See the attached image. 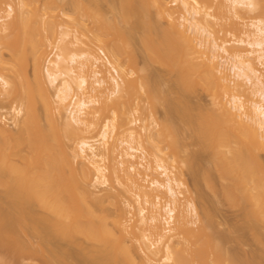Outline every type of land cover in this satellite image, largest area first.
Returning <instances> with one entry per match:
<instances>
[{
    "label": "bare ground",
    "instance_id": "obj_1",
    "mask_svg": "<svg viewBox=\"0 0 264 264\" xmlns=\"http://www.w3.org/2000/svg\"><path fill=\"white\" fill-rule=\"evenodd\" d=\"M32 1L35 2L34 0H31L30 3L29 0L28 2L19 0L17 8L12 4H7L6 8L4 6L5 0H0V49L7 47L6 40L8 42L10 39V41H16L17 43L20 37L24 35L20 43L22 47H19L20 52L16 51L18 47L16 43L13 44V46L16 45L14 46L15 49L13 48L12 42H9L10 45L6 49L8 52L11 47L10 50L14 49L11 52L21 53L19 55L21 58L18 55V57L13 55L14 53L10 54L11 58L12 56H14L13 58H19V61L21 60L18 61L19 63L15 59L12 62L11 59L12 64L7 65L8 62L6 60L4 62L5 57L3 59L4 55L1 52L3 49L0 51V84L5 89L7 98L11 97L10 99H14L15 102H20V99L22 102L28 101L25 102L26 109L23 107L22 102H20L21 105L19 103V106L13 107L16 118H19L17 123L18 121L20 123H18L19 129L17 128L18 131L15 134L2 126L0 117V186L7 191L9 197L17 199L16 202L12 203L0 201V219L2 217L6 218L4 222L1 221L3 224L0 227V240H7L10 246L15 248L20 242L18 240L21 239L17 240L19 236L14 237L15 235H13V232H11V235L10 230L13 229L14 231L19 226H25L26 230L30 227V232L32 231L36 235L35 237L42 241L43 245H49L51 241H56L58 244L68 242L75 248H82L83 253L81 252V256L84 254V260L90 264H160V262L171 264H209V262L213 264H239L240 262L237 259L235 260L225 253L222 246L225 239L215 230L210 212H204L203 216L200 217L201 213L191 197H186L183 201L184 197H181V192L177 190L185 188L184 182L172 179L165 160L158 158L155 170L159 172L160 177L165 179L162 178L163 181L154 179L150 186H145L143 183L147 179L146 177L141 179V173L137 170L141 164L132 162L137 158L135 154L139 152L133 144L141 137L134 129L129 127L131 122L126 111L120 113L110 103V101L117 102L120 98H124L132 90L131 82L129 80L128 82H120L119 78L111 77L112 91L109 90V94L104 93L102 88L105 80H102L103 78L96 79L94 83L89 81L92 67L97 65L92 66L93 64H89L87 68V64H85L93 61V63L100 64L102 58L100 60L96 59L94 55L83 50L73 52L68 57L59 54L55 63L48 61L46 57V61L49 62V67H52V69L43 66L44 57L47 54L45 51L49 48L47 46L53 44H51V35L56 34L57 26L62 29V26L59 25V19L66 18L63 9L66 0H46L44 9L34 8L31 11L33 15L29 18L25 8L31 6ZM58 1H62L60 7L57 5ZM149 1L121 0L120 8L118 9L119 6H112V9H114L112 11L118 14V18L121 19L120 22H123V25L128 24L131 19L135 21L137 19L141 23L145 30V35H142L144 36V38L142 37L143 42L150 58L152 57L153 61L154 59L160 60V62L163 61L160 65H167L171 72L176 73L177 86L174 84L173 87L178 91H175L176 94L183 95L185 92L193 94L198 88H202L205 93L207 92L211 96L213 110L199 112L201 117L198 116L197 119L195 113L192 114L194 115L192 117L197 120L194 119V122H198V119H200L198 128L196 127L198 123H194L195 126L191 125V130L194 129L192 133H197L198 136L196 137L204 142L200 139L199 141L206 144V147L205 144L204 147H208L215 154L214 159L216 158L218 161H215L216 164H213V167L217 171L219 170V175L221 173L223 175V171L226 175L231 174L230 180L234 183L236 190L240 193L241 187L245 189L244 201L249 202V205L246 203L248 207L245 208H248L250 217L249 223L248 221L246 223L252 229L259 225L255 229L258 231V228H261L264 224V77L258 70L256 62L262 66L264 65V0H175L174 4L172 3L173 6H176L175 9L167 2L168 0ZM190 1L199 9L214 7L217 12L218 9L222 8L223 10H219L220 13L223 12V15L226 14L235 19L241 17L243 11H245V14H247L246 12L260 13L263 18L256 19L245 30H240L238 23L233 21L234 18H230L232 22L229 20V24L228 21L223 23V27L230 26V29L228 28L230 35L238 37L240 34L244 39L234 43H231V41L219 44L217 38L207 28L206 23H208V17H211L210 14L203 16L197 7L189 5ZM68 2L70 1L68 0ZM215 2L216 4H214ZM75 3L80 12L89 11V7L87 9L86 5H82L83 3L80 5L78 1H75ZM179 10L185 12L184 14L181 13L180 20L178 19L179 16L176 17L175 15V12ZM96 12L98 13V11ZM155 15L161 20L165 19L168 22V28H164L156 21ZM229 16L226 17L227 20ZM99 17L95 15V24H97V21L98 25L102 22L105 23H103L104 25L101 24V27L96 25V28L99 27L100 34L95 35L93 33H97L98 30L96 31V29L92 33L102 44V48L111 53L117 67L113 65L109 58L107 61L102 59L104 66L112 68L119 76L118 68L122 72L125 71L123 69V58H121L122 55L119 51L123 47L119 48L120 43L116 45L114 42L123 36L119 37V35V38L115 39L113 35L115 34L114 29L117 28L118 31L122 29V34L123 26L120 28L117 25L119 23L117 17L114 20V23L118 26L117 28H115L114 23L111 22L112 25L107 20L108 25L107 21H104L106 18L103 19V17L101 21ZM117 20L118 22H115ZM74 22L78 27L77 19H74ZM19 24H23V28L26 27V30L21 28L22 35L20 37L16 34ZM109 26L114 28H112L113 31L112 29L109 30L111 28ZM139 26L140 24H138ZM131 28L128 31L130 35H127V44H130L131 40L135 39V34L138 33L137 26ZM118 31H116L117 34ZM112 32L114 33L110 34ZM78 33L79 30L76 29L75 37L72 36L75 43L72 40V44L75 47L85 46ZM101 33L102 35L105 34L106 37L110 34L109 37H113L115 40L112 39L111 42L114 41L113 43L116 46L112 44L113 47L110 44L109 37L100 40ZM117 34L115 35L116 38ZM61 35L63 39L69 36L68 33ZM123 35L125 34L123 33ZM123 38L126 40V35ZM3 45L6 46L3 47ZM117 46L119 49H117ZM242 46L246 48L243 49ZM27 58H30L34 63L33 82L35 88L30 82L32 80L25 79L27 75L24 74L25 80H22V82H27L28 88L26 91L21 92L23 88H19L20 91L18 90L19 86L15 83V79L14 82L9 81L6 76L1 74V71L7 68L12 73L17 72L19 71L17 68H22L20 63ZM220 59L225 61L229 72H233L231 75L228 73V69H226V72L225 68L222 67L225 64ZM219 62L223 65L221 64V66ZM85 69L88 71H85ZM78 70L80 71L79 74ZM24 71L21 72L24 73ZM21 72L16 73L18 80L21 78L19 77ZM129 74L130 77L139 81L140 88L147 93L149 98L151 92L156 88L152 91L153 86L150 85L152 88H149L150 78L147 80V77L135 75L133 72H129ZM233 74L235 78L232 76ZM93 75H95L94 78H97L101 76V73L96 71ZM230 76L234 80L237 78V80L230 79ZM238 80H241L242 83ZM22 82L21 85L18 83L20 87ZM151 82L154 83L152 80ZM243 84L245 87L249 86L252 95L259 98L260 101L257 99L252 100V102L247 103L250 104L249 107L243 101L242 96L234 94L236 90L241 87L244 88ZM48 86L55 88V95L51 94ZM249 87L246 89L249 90ZM76 91L80 92L82 96L78 97L77 94H74ZM249 91L245 92L251 94ZM71 94H74L69 106H72L70 108L72 110L70 116L66 118L63 116L62 111ZM87 94L93 95L86 98ZM223 95L228 96L230 101H224ZM180 101H182L181 106L185 101L179 99V103ZM39 102L42 104V113H40ZM96 104L99 106L98 109H95L97 112L93 110L94 112L90 114L88 111ZM184 111L182 110V112ZM191 112L193 113L190 110L189 114ZM186 113L185 111L184 114L186 115ZM108 114H111L112 118H107L101 126L100 120ZM190 117L187 118L188 121ZM21 120L23 122H20ZM189 124H193V122L191 121ZM82 127L85 128L86 132L88 130L89 133L100 128V145H104L105 151L106 149L111 151L109 150L111 146L108 147L110 144L108 141H110V136L114 134L115 130L128 131L129 141L126 140L127 142L121 143L128 146L125 156L128 160H132V163L128 161L130 165L123 170L124 175L122 177L113 168L111 174L108 176L103 175L97 180L101 185L107 186L109 180L113 177L121 185L128 188V191H135L136 194L134 193V195H136L139 205L144 202V205L149 207L148 209L140 207L138 218L131 212L134 207L127 201L123 203L124 207L117 205V213L114 216L106 215L105 212H98L97 206L102 203L101 199H91V194L85 187L93 183L95 173L103 174L106 171L95 160H100L101 155L98 153V148L85 139L78 141L76 146L75 142L72 146H69V141H74L75 136ZM165 127L167 128L168 125ZM144 129L147 133V129ZM168 129L170 130V127ZM163 131L166 132L164 129ZM147 136V139L148 137L151 138L150 135ZM138 144L141 146V141ZM25 147L27 149H25L26 154L24 152ZM108 153L110 155L112 151ZM227 155H230V157ZM18 156L21 159L17 160ZM20 160H22L23 165L19 164L21 162L18 163L19 165L17 164ZM124 163H120L122 168ZM135 165H138V167ZM66 168H68V171ZM149 169L151 170L150 167H147L146 171ZM227 169L230 173L229 171L227 173ZM222 175L220 176L222 177ZM167 197L169 200L162 205V200L167 199ZM148 213L150 214L149 219L147 218ZM188 216H194L198 220L199 225L195 229L190 228L191 221L188 220ZM136 229L141 235L142 232H149L151 237H156L155 244L151 248L149 245L145 244L144 246L142 244L146 240V235L141 237L144 241L138 236L139 243H141L140 248L144 247L141 249L143 253H140V255L134 251L133 246L135 247V245L132 244L133 240L131 238V236L136 235ZM139 234L137 233V235ZM176 240L178 241L176 242ZM0 244H3V242ZM32 245H26L25 251L26 249L31 250L34 247H31ZM86 245L87 247H84ZM25 251H23L24 255ZM162 252L165 255H161ZM53 253L58 264L80 263L78 259L81 257L77 258L75 255H69L60 245L54 248ZM159 256L160 262H158ZM84 260L80 264H84ZM56 262L55 264H57Z\"/></svg>",
    "mask_w": 264,
    "mask_h": 264
},
{
    "label": "rangeland",
    "instance_id": "obj_2",
    "mask_svg": "<svg viewBox=\"0 0 264 264\" xmlns=\"http://www.w3.org/2000/svg\"><path fill=\"white\" fill-rule=\"evenodd\" d=\"M26 1L28 2V0H26ZM30 1L31 0H29V3H30ZM34 1H35L34 3L32 1L33 4H30L31 6L25 8L27 10L26 14L29 16V18L31 15H33V13L31 11H33L34 8L35 9L39 8V10H43L45 5H46V0H34ZM69 1L70 2H68V0H66L65 5L63 4L64 5L63 9H64V12L66 14V18L63 17L64 19L63 18L59 19L60 20L59 25L62 26L63 30L57 26L58 30L56 29V34L55 33L52 34L54 36L51 35V37H52L51 44L52 43L53 44L50 45L51 47L48 45L47 47H49V48L46 47L48 50L46 49L47 51H45L47 54H45L46 56L44 57L43 66L45 68H48L50 66V64L48 62L49 59H50V62L55 63L57 55H59V54L64 55L65 57H68L71 53L80 52V50L81 51L83 50L87 53H90L91 55H94V57H96V59H99V60H100V58H102L101 54H100L102 52L105 54V56H107L111 60L113 65H115V62L111 56V53L108 52L107 50H104L102 48V44L97 40V37H95V35L96 34L98 35V33H99L98 28L101 27L100 25L105 23V22H102L100 25H98V21L96 20L97 24H95L94 20H95V15H97V17L100 16L99 19L101 21H102V18L104 17L103 19L106 18V20H104V21L108 20L110 23L111 22L114 23L115 18L116 17L118 18L119 16L117 13H115V11H112V10H114V9H112V6L118 7L119 4H121V0H69ZM75 1H78L79 5L81 3H83L82 5H84V6L86 5L85 7L87 9L89 7V11L86 10L87 12L84 11V13L80 12L76 8L77 2L75 3ZM174 1L175 0H168L167 1L170 3V5L173 9H175V7H176V6H173ZM61 2L60 1L57 2L58 7L61 6V4H60ZM71 2L72 3L74 2L73 5ZM189 3H190L189 5L198 8V6H196L193 2L190 1ZM7 4H12L14 7L17 8L19 6V0H5L4 6L6 7ZM214 4H216V2ZM120 6L118 7V9L120 8ZM215 9L216 8L213 7V8L199 9V11L201 12V14H203V16L206 14H210L211 17H208V20H207L208 23H206L207 28L214 35V37L217 38V41L219 42V44H223V42H231V41H232L231 43H234V42H237V41L244 39L240 34L238 37L230 35V31H229L230 26L223 27V23H226L228 21V24H229V20H231L230 18H232V16H229L226 14L223 15L222 14L223 12L220 13L219 10H221L222 8L221 9L217 8L218 9L217 12H219V13H217ZM29 11H30V13H29ZM96 11H98V13ZM116 11H118V10H116ZM153 11L155 12L154 9H153ZM94 13H96V14L94 15ZM110 13H113L114 15L116 14V16L114 17V15L110 14ZM181 13L184 14L185 13L184 10H179V11L175 12L176 17L179 16L178 17L179 20H180V16L182 15ZM246 13L247 14H245V11H243V14H241V17L236 18V19L234 17H233L234 19L232 18L233 21L238 23L240 30L241 29L245 30L246 27L249 26L256 19L263 18V15H261L260 13L259 14H257V13L253 14L250 12H246ZM93 15H94V17H93ZM156 16L157 15H155L156 21H158L164 28H168V22H166L165 19L161 20V18H158V16L157 17ZM227 16H229L228 20H227V18H228ZM111 18L113 19V21ZM23 19H24V16H23ZM74 19H77V24H79L78 27L75 24ZM118 20H119V18H118ZM118 20L115 22H118ZM120 20H119L120 24L118 23L117 25H119L120 28H121V26H123L122 34H121L122 29H120L118 31V28H117L118 26L116 25V23H114L115 24L114 26L117 29H114L112 26H109V28L111 27L109 29L110 31L112 28L115 30L114 31L115 34L113 35V37H115V39H118L119 37H121V36L124 37L126 35V37H127L126 40H127L128 36L130 35L129 34L130 32L128 33V31H130V28L131 27L135 28V26H137L138 31H137V29H136V31L138 33L136 32L137 35L135 34V36H136L135 39L131 40L130 44H127L128 40L127 41L124 40L123 37H122L123 39L119 38V40H117L118 41L117 42L114 40L113 37L112 38L109 37L110 34H113L114 32L110 33L109 36L106 37V35H105L106 31H105V34L102 35V33H101V37L102 36L103 37L102 38L100 37V40H105V38L108 39V37H109L110 38L109 42L111 45L113 44L114 46H116L120 43L118 45L119 48L123 47L120 50L117 46V49H119V51L121 52V55H122L121 58H123L122 60H123V65H124L123 69L125 70L122 72L118 68L119 79H120V82L121 81L122 82L123 81L128 82V80H129L132 84L131 85L132 90L127 95H125L124 98H120L117 102L110 101V103H111V105H114L115 108L118 109L120 113H123L126 111V114L129 118V121L131 122L129 127L134 129L135 132L137 134H139V136L141 137V139L137 138L138 143L141 141V146L137 142H135L133 144V146L136 147L139 151L137 154H135L137 158L134 161H132V160H128L125 156L126 149L128 146L122 144L121 142H127L126 140L129 141V137H128V133H127L128 131H124V130L123 131L122 130L116 131L115 130L114 134H111L110 139H109L110 141H108L110 143V144L108 143L109 144L108 147L111 146L110 147L111 149L109 148V150H111L112 153H111V151H108V149H106V151H105L104 145H102V144L100 145V137H99L100 128L97 129L96 131L89 133L88 130L86 132L84 130L85 128L83 129V127H82V128H80L81 132L80 131L78 132V134L74 138V141H69V146H72L74 144V142H75V146H76V143L78 141L84 140V139L88 140L91 142V144H94L98 148V153L101 155L100 160L99 159H95V160H97V162H99V166L104 167V169L106 171L103 174H96L95 173L93 183L85 186V187H87L86 188L87 191L91 194V199H93V198H96V200L101 199L100 201L102 202L101 203L102 205L100 204L97 206L98 212L101 211V213L105 212L106 215H110V216L113 215L114 216L115 213H117V211H116L117 205H121L124 207L123 203L127 201V202L131 203L132 206L134 207V209L131 212L135 215L136 218H138L139 208L140 207H146L147 205H144V202H142L143 203L142 205H139V203L137 202V197H135L136 195H134L135 191H132V192L128 191V188L121 185L120 182H118V180L116 178L112 177V179L109 180V185H107V186L101 185L100 182L97 180V178L100 179L103 175L108 176L109 174H111L113 168H115L117 170V174L120 177H122L124 175L123 170L128 168L130 165V164H128V161H129V163L133 162L136 164H141L140 165L141 167L139 166V168L137 170L140 171V173H141V179H144L146 177L147 180L145 182H143L145 184V186H150V184L152 183V181L154 179H160V181H163L165 179L164 177L159 176V172L155 171L157 168L158 158L163 159V160H165L166 166L168 167V169L170 171V176L172 177V179H177L179 181L184 182L185 188H183V189L181 188V189L177 190L178 192H181V197H184L183 201H185L186 197H191L193 199V201L195 202V204L197 205L199 212L201 213L200 217L203 216L204 212H210V214L212 215L215 230L222 236V238L224 237V239H225L224 245L222 242V246L224 247L225 253H227L229 256L233 257L235 260L237 259V261L240 262L239 264H264V224L261 226V228L259 227L260 229L258 228V231H256L255 229L259 225L255 229L254 228L252 229V227L250 228V226H248V224L246 223L247 221L249 223L250 217H249L248 210H247L248 208H245V207H248V205H249L248 201H244L245 189L243 187H241L240 193L238 192V190H236L234 183L230 180V178L232 177L231 174L226 175L225 171H223V175H222V173L220 174V175H222V177L219 175V170L217 171V169H214V167H213V164H216L215 161H218V159H216V158L214 159L215 154L208 147L205 148L206 144L204 143L205 144V147H204V144H203L204 141L202 139L196 137V136H198L197 133H192V132H194L193 128H192L193 131L191 130V127H192L191 125L195 126L196 123H198V126L196 125V127L197 128L199 127L200 119H198L199 120L198 122H194V121L197 119L198 116L201 117L200 113H203L204 111H207V110H213V102H212L211 96L207 92L205 93L202 90V88H198L197 91H195L193 94L192 93L189 94V92H188V94H187V92H185V94L183 93V95L176 94V92H178V91H176L177 89L175 90L173 88L177 84L176 83V80H177L176 73L171 72V70L169 69V67L167 65L166 66L164 64L160 65V63H162L163 61L160 62V60L157 61V59L156 60L154 59V61H153L152 60L153 58L152 57H151L152 59L150 58V55H149V53L145 47V44L143 42L144 36H142V35H145V32H144L145 30H144L143 26H141V23H139L137 21V19H136V21L131 19L132 21L130 20V22L128 24L126 23L127 25L125 23H124L125 25H123V22H120ZM108 21H107V24H108ZM230 22H232V20ZM138 24H140L139 27H138ZM19 25L20 26L17 27V30H16L17 33L16 34H17V36L19 35V37H20L22 35L21 28L26 30V27L23 28L24 27L23 24H19ZM96 25L99 27L96 28ZM108 25H107V27H108ZM76 29H77V31L79 30L78 34L81 36L80 38L84 42L85 46L79 45V46L75 47L72 44V40L73 41L75 40L74 34H75ZM95 29H96V31L98 30L97 33L93 32ZM100 29H102V28H100ZM113 29H112V31H113ZM127 29H129V30H127ZM102 30H104V29H102ZM116 31H118V34ZM102 32H104V31H102ZM63 33H68L69 36H67L63 39L61 37L62 36L61 34H63ZM123 33L125 35H123ZM116 34H117V38L115 36ZM22 36L20 37L19 41H17V43H16V41H14V42L12 40L10 41V39L8 40V42L6 40V43L8 45H10L9 42L10 43L12 42L11 43L12 46H13V44L16 43L18 46L16 48V51L17 50L19 51V49L22 47L21 46L22 44H20L22 42L21 39L24 38V35H22ZM72 36H74V37L72 38ZM12 37H14V36H12ZM112 39L115 42L114 41L111 42ZM120 40H122V41H120ZM129 41H130V39H129ZM6 43H4V44H6ZM74 43H75V41H74ZM6 45H3V47H5ZM8 45L6 48H1L0 51L3 49L1 52H2V55H4L3 59L5 57L4 62L7 61L8 62L7 65L10 66L12 64V62H14V59L18 62L19 58H13L14 56H12V58H11L12 53H14L11 51H13L15 49L14 46H16V45L13 46V48H14V49L12 48L13 50H10L11 49V47H10L8 52H7L6 49L8 48ZM241 48L245 49L246 47L242 46ZM4 50H6V51H4ZM16 51L13 55H16V57L21 55V53L17 54ZM220 54L223 55L222 53H220ZM46 57H47L48 61H46ZM10 60L12 62H10ZM220 60H221V62H223L225 64V66L221 62H219V64L220 65L222 64L223 66L222 65L221 66L224 67L225 71L227 72L226 69H228V68H226V67H228V66L226 65L225 61H222V59H220ZM45 61H46V63H45ZM93 62L92 63H87V62L85 63V64H87V68L89 67L88 66L89 64H91V65L93 64L92 66L97 65L96 67H92L93 69L91 68L92 74L89 75V77L91 76L89 78V81L91 83H94L96 81V79L98 80L99 78L100 79L103 78L102 80H105V84H104V87L102 88V90L104 91V93L109 94V92L112 91V88H113L112 87V80H111V77H113V76L111 75V72H110L111 69H110V67L104 66L105 64H104V62H102V59H101L100 64L99 63L96 64V62L95 63H93ZM21 63H20V65H22L21 67L23 69L17 68L19 71L14 72L15 74L10 72L9 69H7V68L3 69L1 71V74L6 76V78L9 79V81H11V82H14L13 80L15 79V83L19 86L18 90L20 91L19 88H23L21 92H24L27 90L28 84H27V82H24V81L22 82V80H25L26 78H29V80L30 79L32 80L30 82L33 84V88H35V85L33 82V79H34V63L30 58L29 59L27 58L24 62H21ZM256 66H257L258 70L263 74V77H264V65L262 66L260 63L256 62ZM18 67H20V66H18ZM21 69L25 70L27 72L24 71V73H23V72H21L22 71ZM49 69H52V67H49ZM95 70L98 71L99 73H101L100 77L94 78L95 75H93V74L96 72ZM85 71H88V70L85 69ZM85 71H84V73H85ZM18 72L19 73L21 72V74L19 75V77H21L20 80H18V78H17L18 76H16L17 74H19ZM129 72H133L135 75H138V76H145V77H147V80H148V78H150L149 88H152L151 86H153L151 91L156 87L151 92V95H150L151 101L149 100L150 96L148 98L147 93H145V91H143L140 88L141 86H140L139 81H136L135 78L130 77L131 75L129 74ZM22 73H23V75H22ZM79 73H80V71L78 70V74ZM228 73H230V75H231L233 72H229V69H228ZM11 74H13V75H11ZM24 74L27 75V77ZM23 76H25V79ZM232 76L234 77V74ZM232 76H230L231 78L230 77L229 78L234 80L235 77L232 78ZM151 80L154 83H152ZM235 80H237V78ZM240 81L238 80V82H240ZM21 82H22V86L20 87ZM46 82H47V80H46ZM18 83H20V85ZM157 83H159V85H157ZM240 83H242V81ZM245 85H244L245 89L241 87L240 89H238L239 91L236 90L238 92L235 91L234 94L236 93L239 96H242L243 101L246 103L247 106L250 105L247 103L252 102V100L255 101V99H257L258 101H260L259 98H256V97H254V95H252L250 87L248 86L249 90H250L249 91L248 89H246L248 87L247 86L245 87ZM49 87L50 86H48V88ZM49 89H50L51 94L53 95L55 93V88L50 87ZM156 89H158V90L155 91ZM154 91H155V93H154ZM245 91H249V92H251V94H249ZM74 94H77L78 97L82 96L81 93L78 91H76ZM74 94H71V97L64 104V108H63L62 113H63V116L66 118H68L70 116V112L72 110L70 108H72V106L71 107H69V106L71 104V99L74 96ZM6 95H7V93H6L5 89H3L1 84H0L1 124L7 130H9L15 134V132L18 131V129H19L20 123H19V121H18L19 124L17 123V120H19V118H16V114L14 113L13 107L19 106V103L22 102V100L20 99V102L19 101L15 102L14 99H10L11 97L7 98ZM92 95L93 94H87L86 98H89V96H92ZM179 95H181V96H179ZM177 96L180 97L179 99L184 100L186 102V103L183 102V104H182L183 106L182 105L180 106L182 101H180V103H179V99L177 100V98H178ZM182 96H183V99H182ZM184 97H186L187 99ZM224 97H223L224 101H226V102L230 101V98L228 96L225 98ZM248 99L249 100L251 99V101H249ZM16 100H19V99H16ZM25 102H28V101L22 102L23 107L26 109L27 105ZM178 103H179V105H178ZM184 104H185V106H184ZM20 105H21V103H20ZM189 107H191V109H189ZM39 108L41 110L40 113H42L43 108H42V104L40 102H39ZM98 108H99V106H97V104L93 105V107H91L88 112L90 114H92L94 111L97 112V110H95V109H98ZM187 108L189 109V111ZM184 109H186L185 111L187 112L186 113L187 116L184 114L185 113ZM182 110L184 112H182ZM190 110L193 111V113L192 112L190 113L191 115L189 114ZM247 111H248V107H247ZM194 113L196 115L195 116L196 119L194 117H192V116H194V115H192ZM188 114H189V116H188ZM188 117H190L189 121L187 119ZM107 118H112L111 114L106 115L105 117H103V119L100 120L101 126ZM191 121L193 122V124H189V123H191ZM20 122H23V121L21 120ZM43 123H45V122H43ZM17 124H18V127H17ZM187 124H188V126H187ZM167 125H168V127H170V130L168 129V127L167 128L165 127ZM172 127H173V129H172ZM196 127H194V128H196ZM144 128L147 129V133H145L146 131ZM82 129H83V131H82ZM163 129L166 130V132L163 131ZM196 130H198V129H196ZM145 134L148 136L150 135L151 138L147 136L148 137V139H147ZM199 139H200V141H203V142L201 143L199 141ZM108 147L106 146V148H108ZM202 147H203V149H202ZM25 149H26V147L24 148V150ZM26 150L24 151L25 154H26ZM107 151L110 152L111 154L108 155L109 153ZM213 154H214V156H213ZM227 156L230 157V155H227ZM18 157L19 158L16 157L17 160L21 159L20 156H18ZM121 157H122V159H121ZM102 160H103V162H102ZM21 161L22 160L18 161L17 164ZM122 162L123 163L125 162L123 165V168H122V166H120V163H122ZM19 164L23 165L22 162ZM135 166L138 167V165H135ZM119 167H121V168H119ZM147 167H150L151 170L149 169L146 171ZM91 169H92V167H91ZM66 170L68 171V168H66ZM228 171L229 170L227 169V173H228ZM130 173H132V172H130ZM229 173H230V171H229ZM156 175H158L159 177ZM147 176H148V178H147ZM162 178H164V179H162ZM250 186H251V184H250ZM248 187L249 186L247 185V188ZM102 198H103V200H102ZM167 200H169L168 197H167V199H163L162 205L165 204L167 202ZM0 201H3L4 203L5 202L6 203H12V202H16L17 199L9 197V194L7 193V191L2 186H0ZM246 203L248 205H246ZM146 208L148 209L149 207H146ZM128 211H130V210H128ZM246 215H248V217H246ZM149 216H150V214L148 213L147 214L148 219H149ZM191 217L188 216V220L191 221L190 222L191 223L190 228L195 229L199 225V222L196 219V217H194V216H191ZM3 218L4 217H2L0 219V227L3 224L4 220L6 219V218H4V219ZM2 220H3V222H1ZM29 228H28V230H26L27 228L25 226H19V227H17V229H14V231H13V229L10 230V233L13 232V235H15L14 237L19 236L17 238V240L21 239V240H18V242L19 241L20 242L18 243V245L15 248L11 247L7 240H0V243L3 242V244H0V257H1L0 263L1 264H6L7 262H8L7 264H55L57 259H54L55 256H54L53 251H54V248L56 246H59V245L69 255H75V256H77V258L81 257L80 259H78V261H80V263H81V261L84 260V258H85L84 254H83V256H81L82 255L81 254L82 248H79V249L75 248L71 243H68V242L58 244V242H56V241H51V243L49 245H43L42 241L40 239H38L37 237H35L36 235L32 231L31 232L33 233V235L31 234ZM136 231L139 234L137 229H136ZM15 232L17 235L15 234ZM137 233H136V235H133V237L131 236V238L133 240L132 244L135 245V247L137 248V250H135L136 248L133 246L134 251H136V253H138L140 255V253H143V252H141L142 251L141 249L144 247L140 248L141 243H139L138 236H139V238H141V237H144V235H146L145 241L143 240V238H141L144 241V243H142V244H144V246H145V244L147 246L149 245L151 248H152L153 244H155V238L156 237H154V236H153L154 238L151 237L149 232L148 233L142 232L143 236L141 235V233L139 235H137ZM11 235H12V233H11ZM177 241L178 240H176V242ZM29 244L30 245L33 244L31 247H33V246L34 247L31 248V250L26 249V251H25V248L27 247L26 245H29ZM20 245L23 246L24 248L21 247ZM84 247H87V245ZM177 247H179V246L177 245ZM23 251H25L26 256L24 255ZM163 254H164V252H162L161 255H163ZM50 259H51V261H50ZM2 261H4V262H2ZM156 262H157V260H156ZM158 262H160V256L158 258ZM161 263L162 264H171V263L160 262V264ZM84 264H90V263L86 262V260H84ZM153 264H157V263H153ZM209 264H213V263L209 262Z\"/></svg>",
    "mask_w": 264,
    "mask_h": 264
},
{
    "label": "built area",
    "instance_id": "obj_3",
    "mask_svg": "<svg viewBox=\"0 0 264 264\" xmlns=\"http://www.w3.org/2000/svg\"><path fill=\"white\" fill-rule=\"evenodd\" d=\"M100 54H101L102 59H103L104 61H107L108 57L105 56V54L102 53V52H101ZM49 61H50V59H49ZM111 75H112L113 77H115V78H119L118 74H117L112 68H111Z\"/></svg>",
    "mask_w": 264,
    "mask_h": 264
}]
</instances>
